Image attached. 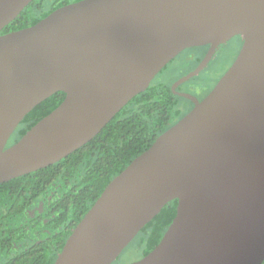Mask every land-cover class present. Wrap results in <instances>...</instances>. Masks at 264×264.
I'll list each match as a JSON object with an SVG mask.
<instances>
[{
    "label": "water",
    "instance_id": "obj_1",
    "mask_svg": "<svg viewBox=\"0 0 264 264\" xmlns=\"http://www.w3.org/2000/svg\"><path fill=\"white\" fill-rule=\"evenodd\" d=\"M32 1L0 0V32ZM235 36L238 56L200 102L176 91ZM204 45L171 86L192 110L106 186L53 264H112L172 200L158 245L129 264L263 263L264 0H81L0 34V184L87 144L177 55ZM57 92L61 104L6 148Z\"/></svg>",
    "mask_w": 264,
    "mask_h": 264
},
{
    "label": "trees",
    "instance_id": "obj_2",
    "mask_svg": "<svg viewBox=\"0 0 264 264\" xmlns=\"http://www.w3.org/2000/svg\"><path fill=\"white\" fill-rule=\"evenodd\" d=\"M78 1L33 0L0 34L31 27ZM201 57L198 53L185 74ZM173 82L154 79L87 144L51 166L0 184V264L54 263L106 186L186 115L189 101L172 92ZM64 97L57 92L37 105L18 125L6 148L57 108ZM178 100L186 101L185 107L180 109ZM177 204L172 200L166 205L125 248L134 250V260L120 262L118 257L112 264H129L150 253L175 219Z\"/></svg>",
    "mask_w": 264,
    "mask_h": 264
},
{
    "label": "rangeland",
    "instance_id": "obj_3",
    "mask_svg": "<svg viewBox=\"0 0 264 264\" xmlns=\"http://www.w3.org/2000/svg\"><path fill=\"white\" fill-rule=\"evenodd\" d=\"M239 45L231 44L230 49L225 50L224 53H222L217 60L211 64L207 69L202 71V73L195 78V80L190 81L189 83L184 85V90H189V89H194L195 86L200 88L201 91L206 92L209 90L213 84L215 83V80L220 78L222 75L225 74L227 69L230 68V66L233 64V58L234 55L236 54L238 50ZM198 50L197 49H190L187 52L183 53L181 56H179L176 59H173L172 62H170L167 65V68L164 69L159 75L155 78L158 82H163V83H171L173 81L178 80L179 78L183 77L182 75L185 74V71L189 64L184 61L183 59L192 54L195 55L197 54ZM224 73V74H223ZM178 106L180 109L185 107L187 104L186 101L183 100H178ZM136 254L134 253L133 249H129L125 251V249L121 252L119 255V261H132L135 259Z\"/></svg>",
    "mask_w": 264,
    "mask_h": 264
},
{
    "label": "flooded vegetation",
    "instance_id": "obj_4",
    "mask_svg": "<svg viewBox=\"0 0 264 264\" xmlns=\"http://www.w3.org/2000/svg\"><path fill=\"white\" fill-rule=\"evenodd\" d=\"M233 42H234V45H235V44H238V45H239L238 50H237L236 54L234 55V58H233V61H232V62H234L235 59H236V57L238 56V54H239L241 48H242V45H243V39H242L241 36H235V37L231 38L229 41H227L226 43H224V44H220V45H217V46L214 48L213 55H212L210 61L208 62L207 66L204 68V70L207 69L211 64H213V63L217 60V58H218L222 53L225 52V50H226L227 47H228L227 50H229V49H230V46H231V44H233ZM190 49H197V50H198L197 54L200 53L201 56H202V57L200 58L198 64H197L193 69H191L190 72H192V71H193V70L199 65V63L205 58V56L209 53V51L211 50V45L195 46V47L187 48V49H185L183 52H181L179 55H177L174 59L178 58L179 56H181L183 53H185L187 50H190ZM197 54H195V55L190 54V55L186 56L183 60L186 61V62L189 64V66H190V63L193 62V61H195V59H196V57H197ZM172 61H173V60H172ZM172 61H171V62H172ZM166 67H167V66H166ZM204 70H202V71H204ZM227 70H228V69H227ZM202 71H201L197 76H195V77L191 78L190 80H188V81H186V82L180 84V85L176 88V91H177V92L189 93V94L193 95V96L197 99V101L200 102V101H201V100H202V99H203V98H204V97H205V96H206V95L212 90V88L215 86V84L218 82V80L223 76V75H222L220 78H218L217 80H215V83L213 84V86H212L209 90H207L206 92L201 91L200 88H198V87H196V86H195L194 89L191 88V89H189L188 91H187V90H184V89H183V88H184V85L187 84V83H189L190 81L195 80V78H197V77L202 73ZM190 72H188V74H189ZM223 74H224V73H223ZM185 75H187V74H185ZM185 75H184V76H185ZM184 76H183V77H184ZM181 78H182V77H181ZM179 79H180V78H179ZM179 79H178V80H179ZM176 81H177V80H176ZM174 82H175V81H174ZM174 82H173V83H174ZM173 83H172V85H173ZM172 85H171V86H172ZM188 101H189V102H188V106L186 107L187 112H186L185 114H187V113H188L190 110H192V108L194 107L193 102H191L190 100H188Z\"/></svg>",
    "mask_w": 264,
    "mask_h": 264
}]
</instances>
